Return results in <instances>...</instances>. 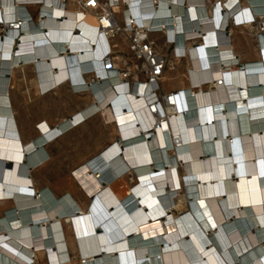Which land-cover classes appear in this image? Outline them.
<instances>
[{"label":"bare ground","instance_id":"obj_1","mask_svg":"<svg viewBox=\"0 0 264 264\" xmlns=\"http://www.w3.org/2000/svg\"><path fill=\"white\" fill-rule=\"evenodd\" d=\"M37 1L0 0V205H10L0 207V264L39 257L44 264H264V34L251 21L264 22V0H239L231 18L237 0L115 7L150 36L162 32V46H170L159 92L136 73L124 84L116 68L135 66L125 36L116 38L113 69L106 70L108 40L95 32L92 15L71 0ZM238 29L256 39L258 59L241 62L233 53L229 34ZM156 51L167 55L158 43ZM176 63L183 73H166ZM26 68L37 94L66 87L85 95L53 125L38 120L28 140L11 99L12 79ZM163 79L176 90H165ZM160 92L173 94L171 104L157 103ZM95 116L112 127L110 140L71 170L88 204L67 190L36 187L32 170L48 162L46 145ZM21 156L28 157L23 164Z\"/></svg>","mask_w":264,"mask_h":264},{"label":"rangeland","instance_id":"obj_2","mask_svg":"<svg viewBox=\"0 0 264 264\" xmlns=\"http://www.w3.org/2000/svg\"><path fill=\"white\" fill-rule=\"evenodd\" d=\"M247 34L249 33L247 32ZM156 40L167 56L171 57L170 46L163 47L162 38L157 37ZM248 41L250 42V46L254 45L253 38L248 37ZM250 49V53L253 52L254 48L250 47ZM175 68V71L167 70L166 73L176 72L175 74L180 76L183 73L182 64H176ZM30 75H32V70L29 68L25 69L24 73L18 71L15 79H12L13 87L11 88V99L24 140H28L29 137L37 135L34 126L38 120L47 119L50 124L53 125L55 121H58L64 116H69L72 112L77 110L78 107H81L82 102L85 100V95L80 96L73 94L66 87L54 90L45 95L37 94L33 79H30ZM173 84H175V81L168 83L166 79L162 80V85L167 88H172ZM37 126L39 127V124H36V128H38ZM111 134L112 127L107 124V121L100 116H95L69 135L60 137L54 142L47 144L46 149L50 158H47L45 161L48 160V162L43 167L35 171L32 170V176L36 187L48 186L56 195H60L65 190L70 191L79 203H84L86 206L89 202V198L86 197V193L83 191L78 180L74 178L71 170L81 161L92 156L106 145L110 140ZM27 158L28 157L21 156L19 159L20 164H23V161ZM4 165L6 169L12 167V159L8 158V161H5ZM119 184V187H121L123 183L120 182ZM44 188H41V190ZM1 206L5 208L10 205L1 204L0 207ZM186 207H190V203H187ZM183 210H174L172 213L177 218L178 214ZM2 213L4 212L0 211V214ZM182 215L183 214H179V218ZM64 226L66 229V225ZM183 234V231L178 232L174 236L166 237V240L170 242ZM69 249L71 257L74 259L75 251L72 248ZM80 256L81 255L78 254V257ZM35 264H44V262L39 257L36 258Z\"/></svg>","mask_w":264,"mask_h":264},{"label":"built area","instance_id":"obj_3","mask_svg":"<svg viewBox=\"0 0 264 264\" xmlns=\"http://www.w3.org/2000/svg\"><path fill=\"white\" fill-rule=\"evenodd\" d=\"M68 0H63L62 4ZM136 2L138 0H130V2ZM155 0H150L152 5H156ZM227 1V0H225ZM249 2V0H247ZM74 3L77 9H80L82 13H89L95 20L94 30L99 33V35L107 38V45L102 47L104 50L101 61H103L105 69L110 70L113 69V54L115 50H117V37H124L126 41H128L129 52L127 54L128 64L131 65L135 62V66L133 69L129 70L128 66L123 65L121 67L116 68L118 72L121 74V78L124 80V84L129 86L133 84L132 79L134 78V73L137 74L138 77L145 79H149L150 82H153L156 85L154 88L155 92H159L161 81L160 77L168 68L169 61L168 57L165 54H159L156 51L157 48V40H151L150 31L148 29H141L133 23L132 15H129L127 18L123 15L124 18H120L119 11L115 10V7H123L128 5L126 0H71ZM27 4H41L40 2H34L32 0L31 3ZM234 11L233 14L230 15V18L237 14L240 11L239 8V0L234 1L233 3ZM200 5V4H198ZM198 5H194V7H198ZM202 5H204L202 3ZM225 7V4L223 5ZM41 8L38 10L37 15L43 16L41 13ZM249 13L251 16H258V12L255 11L254 8H250ZM36 15V12L35 14ZM104 21H107L104 24ZM255 22L256 31L264 34V22L258 20L257 22L253 19L251 20ZM13 23V22H10ZM83 25V21L77 22V27H81ZM10 26H13L10 24ZM17 28V27H16ZM155 32V31H153ZM81 34V33H79ZM105 38V39H106ZM105 48V49H104ZM17 48H15V51ZM101 50V51H102ZM71 52V50H68ZM136 71V72H135ZM86 91V90H85ZM172 93L160 92L158 94L157 103H169L171 104ZM153 104V103H152ZM153 113V111H152Z\"/></svg>","mask_w":264,"mask_h":264},{"label":"crops","instance_id":"obj_4","mask_svg":"<svg viewBox=\"0 0 264 264\" xmlns=\"http://www.w3.org/2000/svg\"><path fill=\"white\" fill-rule=\"evenodd\" d=\"M192 3L193 4L194 3H199V1H195V2H192ZM27 10H28V12L31 15H33L37 11V6H34V5L27 6ZM193 11L196 14H198V12L195 11V9H193ZM85 22L88 23L89 25H94L93 19H88ZM78 31L80 33H82L83 35H88V36L91 37V35H90L91 33H88V32L85 33L84 31H82L79 28H78ZM228 33H230V31H227L225 34L228 35ZM151 37L154 38V39H156L158 37V38H162V40H163L162 32H159L158 34H156V33L155 34H152ZM248 37L253 38L254 45H251L250 46V42L248 41ZM229 41H230V45H232L233 53L238 56V58H239V60L241 62H246V61H249V60H256V59H258L257 46H256L257 43H256V39L253 36H251V35H249L247 33H241L240 30L238 29V30H235L234 33L229 34ZM250 47L251 48L252 47L254 48L253 52H251V53H250V51H251ZM122 51H123L124 54H127L126 53L127 52L126 46H122ZM175 69H174V71H175ZM18 71L19 70H17V72ZM15 77H16V74H15ZM30 79H32V75H30ZM164 88H165V90H173V89H175L173 87L172 88H167L165 86H164Z\"/></svg>","mask_w":264,"mask_h":264},{"label":"water","instance_id":"obj_5","mask_svg":"<svg viewBox=\"0 0 264 264\" xmlns=\"http://www.w3.org/2000/svg\"><path fill=\"white\" fill-rule=\"evenodd\" d=\"M0 165H2V164H0ZM9 165H10V163H9Z\"/></svg>","mask_w":264,"mask_h":264}]
</instances>
